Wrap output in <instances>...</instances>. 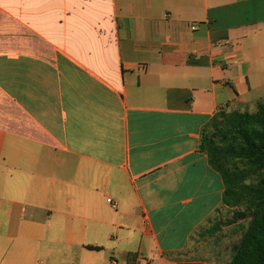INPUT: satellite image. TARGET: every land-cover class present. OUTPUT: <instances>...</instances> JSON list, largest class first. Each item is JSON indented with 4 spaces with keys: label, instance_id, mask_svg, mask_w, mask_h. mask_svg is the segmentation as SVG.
<instances>
[{
    "label": "crops",
    "instance_id": "0c3cea01",
    "mask_svg": "<svg viewBox=\"0 0 264 264\" xmlns=\"http://www.w3.org/2000/svg\"><path fill=\"white\" fill-rule=\"evenodd\" d=\"M261 100L264 0H0V264H216L203 129Z\"/></svg>",
    "mask_w": 264,
    "mask_h": 264
},
{
    "label": "trees",
    "instance_id": "16d2710c",
    "mask_svg": "<svg viewBox=\"0 0 264 264\" xmlns=\"http://www.w3.org/2000/svg\"><path fill=\"white\" fill-rule=\"evenodd\" d=\"M200 145L222 176L227 219L214 215L197 234L213 236L224 224L232 225L242 234L231 247L228 264H264V100L253 111L216 112L203 129Z\"/></svg>",
    "mask_w": 264,
    "mask_h": 264
},
{
    "label": "rangeland",
    "instance_id": "374dc122",
    "mask_svg": "<svg viewBox=\"0 0 264 264\" xmlns=\"http://www.w3.org/2000/svg\"><path fill=\"white\" fill-rule=\"evenodd\" d=\"M250 110V109H242ZM252 111V110H251ZM223 216L222 221H226ZM234 226L223 225V230L215 233L213 236L201 237L196 235L191 245V256L195 258L209 259L216 264H228L234 243L238 242L242 232L234 231Z\"/></svg>",
    "mask_w": 264,
    "mask_h": 264
},
{
    "label": "built area",
    "instance_id": "2783aa9c",
    "mask_svg": "<svg viewBox=\"0 0 264 264\" xmlns=\"http://www.w3.org/2000/svg\"><path fill=\"white\" fill-rule=\"evenodd\" d=\"M194 27H195V26H192V28H194ZM108 201H109V202H112V200H111V199H108ZM113 206H115V205L113 204Z\"/></svg>",
    "mask_w": 264,
    "mask_h": 264
}]
</instances>
